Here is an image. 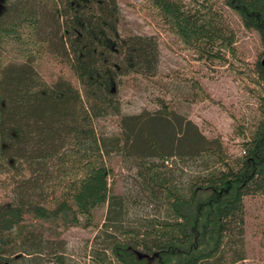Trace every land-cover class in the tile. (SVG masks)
Masks as SVG:
<instances>
[{
    "label": "trees",
    "instance_id": "16d2710c",
    "mask_svg": "<svg viewBox=\"0 0 264 264\" xmlns=\"http://www.w3.org/2000/svg\"><path fill=\"white\" fill-rule=\"evenodd\" d=\"M216 1H14L0 21V264L247 257L245 197L264 195V0H221L259 34L253 62ZM121 2L153 15L203 63L236 69L257 103L250 125H235L240 152L175 100L156 96L153 109L123 112L126 78L157 76L161 50L159 33L122 32ZM44 54L70 75L41 76ZM189 95H205L199 79ZM75 226L95 228L80 258L63 236Z\"/></svg>",
    "mask_w": 264,
    "mask_h": 264
},
{
    "label": "rangeland",
    "instance_id": "374dc122",
    "mask_svg": "<svg viewBox=\"0 0 264 264\" xmlns=\"http://www.w3.org/2000/svg\"><path fill=\"white\" fill-rule=\"evenodd\" d=\"M216 5L237 32L240 56L250 62L255 61L261 50L259 34L246 29L238 16L223 5L221 0H217ZM157 23L159 21L153 15L139 12L121 2L122 32L159 33L161 50L157 76L126 78L120 89L123 112L136 113L143 108L153 109L156 107V96L175 100L180 111L188 113L207 135H222L229 151L240 152L242 138L235 132V125L239 122L250 125L257 116V103L243 90L235 74L236 69L203 63L192 51L182 49L178 39L163 31ZM54 63L50 55L44 54L38 58L35 66L40 75L50 81L58 74L70 75L64 67ZM191 78L199 79L205 93L198 100H191L189 95ZM112 124L113 120H106V125ZM119 186L118 183V189ZM245 204L247 257L236 264H264V195L246 196ZM105 212L106 208L99 209L98 217H103ZM94 234L93 227L75 226L66 229L63 236L75 257L80 258L79 254L86 240L91 239Z\"/></svg>",
    "mask_w": 264,
    "mask_h": 264
},
{
    "label": "flooded vegetation",
    "instance_id": "af4514ba",
    "mask_svg": "<svg viewBox=\"0 0 264 264\" xmlns=\"http://www.w3.org/2000/svg\"><path fill=\"white\" fill-rule=\"evenodd\" d=\"M15 0H0V21L5 20V16L14 7Z\"/></svg>",
    "mask_w": 264,
    "mask_h": 264
},
{
    "label": "water",
    "instance_id": "95a60500",
    "mask_svg": "<svg viewBox=\"0 0 264 264\" xmlns=\"http://www.w3.org/2000/svg\"><path fill=\"white\" fill-rule=\"evenodd\" d=\"M264 61V60H263Z\"/></svg>",
    "mask_w": 264,
    "mask_h": 264
}]
</instances>
